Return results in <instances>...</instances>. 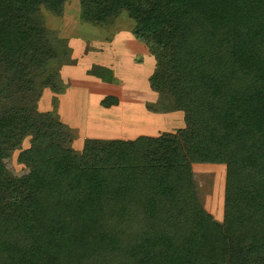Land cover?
Returning a JSON list of instances; mask_svg holds the SVG:
<instances>
[{
	"label": "trees",
	"instance_id": "obj_1",
	"mask_svg": "<svg viewBox=\"0 0 264 264\" xmlns=\"http://www.w3.org/2000/svg\"><path fill=\"white\" fill-rule=\"evenodd\" d=\"M67 1L0 0V264H264V0H78L85 24L127 14L155 61L150 90L183 116L173 133L87 139L82 152L56 99L38 110L44 89L67 87L69 49L42 15L61 17ZM192 24L209 42L170 63ZM103 70L89 75L110 83ZM16 151L21 177L2 162ZM196 164L245 183L224 195L222 223L200 218L189 234L162 219Z\"/></svg>",
	"mask_w": 264,
	"mask_h": 264
},
{
	"label": "rangeland",
	"instance_id": "obj_2",
	"mask_svg": "<svg viewBox=\"0 0 264 264\" xmlns=\"http://www.w3.org/2000/svg\"><path fill=\"white\" fill-rule=\"evenodd\" d=\"M42 15L46 28L66 42L70 61L74 64L60 68L59 76L67 86L64 94L44 89L38 110L52 111L53 99H56L55 111L60 121L74 134L72 148L75 151L82 152L87 139L110 141L121 138L129 141L125 139H137L139 135L157 137L163 132L173 133L183 127L182 113L174 109L170 100L148 89L144 76L137 80L139 74L145 73L146 76L149 69L154 70L155 62L149 56L151 59L143 67L142 55L147 51L133 37L134 22L125 12L111 28L82 23L78 0H68L61 17L52 16L44 10ZM209 40L200 27L189 25L182 38L168 45L169 62L176 63ZM92 67L104 69L102 76L111 82L89 75ZM107 96H119L121 101H118L120 105H116V110L110 109L102 116L98 113V106ZM28 143L25 139L24 149L29 146ZM17 155L16 151L2 162L10 175L21 177L27 174V170L16 163ZM244 183L245 180L228 172L223 165H193L185 172L181 189L167 205L162 220L189 234L194 232L200 218L222 223L224 195L235 192Z\"/></svg>",
	"mask_w": 264,
	"mask_h": 264
},
{
	"label": "crops",
	"instance_id": "obj_3",
	"mask_svg": "<svg viewBox=\"0 0 264 264\" xmlns=\"http://www.w3.org/2000/svg\"><path fill=\"white\" fill-rule=\"evenodd\" d=\"M146 51H147V49H145ZM130 54V53H129ZM150 55H149V53H148V51L147 52H145V54H143L142 55V58H143V61L141 60V63L143 64V67L144 66H146V63H147V60H150L151 59V57H149ZM152 60L154 61V59L152 58ZM155 62V61H154ZM131 67V66H130ZM138 67H141V66H139L138 65ZM152 71L153 70H151V69H149V73L148 74H146V76H145V73H143L144 75H142V74H139L138 76H140L139 78L137 77V80L138 79H141L143 76L145 77V79H146V81H147V84H148V78L150 77V75L152 74ZM147 88L149 89V85H147ZM155 95H156V93H154ZM108 97V96H107ZM106 97V98H107ZM104 98V97H103ZM102 98V99H103ZM116 99H117V101H119V103H120V101H121V99L119 98V96H118V98L116 97ZM117 104V105H120V104ZM98 113L99 114H101L102 116H104L105 114H107V112L108 111H111V110H116V108H117V106H111V107H109V108H105V107H102L101 105H99L98 106ZM111 109V110H110ZM107 111V112H106ZM126 113V112H125ZM131 113V112H130ZM129 113V114H130ZM150 113V112H149ZM127 115V114H126ZM174 115V114H173ZM119 133V132H118ZM163 133H165V132H163ZM113 134L115 135V132H113ZM141 135H139L138 137H140ZM148 137H150V136H148ZM152 137V136H151ZM117 139H119V140H122L121 138H117ZM136 138H134V139H125V140H129V141H134ZM124 140V139H123ZM194 231H195V228H194ZM191 234V233H190Z\"/></svg>",
	"mask_w": 264,
	"mask_h": 264
}]
</instances>
